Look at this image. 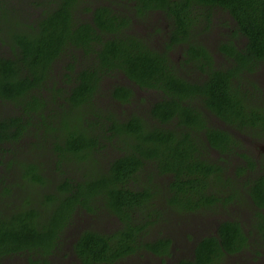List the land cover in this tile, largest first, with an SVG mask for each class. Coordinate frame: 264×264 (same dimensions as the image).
<instances>
[{
  "label": "trees",
  "instance_id": "obj_1",
  "mask_svg": "<svg viewBox=\"0 0 264 264\" xmlns=\"http://www.w3.org/2000/svg\"><path fill=\"white\" fill-rule=\"evenodd\" d=\"M13 1L0 0V151L3 157L14 154L29 132L36 133L41 137L33 147L48 146L67 175L51 188L39 163L12 161L23 188L31 183L42 190L25 193L11 211L0 206V264L18 254L31 264H52L75 213L101 207L115 214L121 227L110 233L81 231L73 243L76 264H114L143 250L170 254L171 238L147 239L162 213L155 193L130 183L151 166L168 177L165 202L179 213L241 201L235 178L206 156L208 149L244 160L237 176L246 177L243 188L256 210L249 230L238 219L221 220L214 233L196 242L192 257L177 264H220L226 255L249 248L251 239L264 247V154L254 159L234 133L212 125L207 115L264 138V99L248 88V75L264 64V0H121L129 11L86 7L89 19L78 15L83 0H32L46 7L34 23L11 8ZM217 9L236 24L233 37L219 45L229 63L225 67L198 40L197 26L203 20L208 30ZM152 13H163L170 22L161 49L131 31L132 14L144 19ZM178 46L183 50L177 64L171 53ZM186 67L198 70L201 80L185 74ZM119 74L141 90L161 94L149 108L150 120L135 113L121 118L97 107L95 96L104 81ZM110 94L121 103L134 98V90L122 84L113 85ZM107 146L118 156L105 168L88 170ZM73 167L83 168V175H71ZM257 167L262 172L254 173ZM11 191L2 181L0 196Z\"/></svg>",
  "mask_w": 264,
  "mask_h": 264
},
{
  "label": "rangeland",
  "instance_id": "obj_2",
  "mask_svg": "<svg viewBox=\"0 0 264 264\" xmlns=\"http://www.w3.org/2000/svg\"><path fill=\"white\" fill-rule=\"evenodd\" d=\"M81 9L78 15L83 19H89L90 13L84 10L86 7H96L98 5H109L117 11H129L130 6L127 2L121 0H83ZM42 3H38L32 0H14L11 3V8L17 11L21 10L24 13L26 21L28 23H34L37 18L42 15L43 9L46 7ZM13 12V10H11ZM134 19L132 30L140 36L145 37L156 48H163L164 43L168 37V31L170 22L163 13H152L144 19H137L134 15H131ZM22 18H24L22 16ZM24 18V19H25ZM205 22L202 20L197 29L201 28L198 33L199 42L203 43L208 50L215 57L216 64L219 67L228 66V60L219 51V45L233 37L236 30V24L231 15L217 9L214 12L211 25L208 30L203 29ZM182 48L178 46L172 53L173 60L178 64L182 59ZM64 62L56 66V72L61 73L63 71L62 66ZM193 80H201V74L198 70L186 67L182 69ZM249 85L248 88L256 98L264 99V64H262L254 73L248 75ZM59 80V79H57ZM115 84H122L131 87L134 90V98L130 103H121L110 94L112 86ZM254 84L256 86H254ZM47 94V92H44ZM161 94L152 90H141L133 85L127 78L119 74L111 78H107L101 90L95 96V103L101 110H111L121 118H127L131 114H140L143 117L149 118L150 106L160 99ZM9 110V107L6 108ZM4 112V107L0 103V113ZM209 122L219 128H226L230 132L234 133L239 139L242 150L251 155L254 159H260L264 154V138L252 132H241L233 129L229 125H225L220 119L213 114L207 112ZM155 123V121H152ZM41 135L29 132L25 139L18 146V150L14 154H9L3 157L5 153L0 151V179L6 184L11 186L12 191L9 195L0 196V206L5 207V211H11L15 207L14 204L20 205L25 193L33 194L37 191H41L42 187L39 185L28 184L26 189L23 188L21 181L19 180V173L17 171V165L12 161L17 159H29L39 163L43 169L44 175L49 177L51 188L55 186V183L62 179V173L67 175V168L60 170L56 165V155L47 146L44 149L33 147L34 143H37ZM119 151L114 150V147L107 146L101 151L96 153V159L93 166L107 167L108 162L118 156ZM208 158L218 160L228 168L229 176L235 178V182H232L233 186L237 189H241L242 200L237 201L227 206L222 204L211 208L203 209L196 212L179 213L174 208L168 206L165 202L167 193H164V186L168 182V177L158 176L151 166L150 169L146 168L143 172L136 177L138 182L130 183V187L133 189L140 188L142 186H150L156 195V208L159 212L162 211L156 222L148 228V240H155L160 237H169L173 241L171 252L168 255L160 256L158 254L140 251L134 253L126 258H123L114 264H177L181 258H190L193 255V250L196 242L205 235L214 233L217 225L224 219H238L240 220L244 228L249 230L253 219L256 207L253 206L252 201L248 194L244 190L243 182L246 177L237 176V166L244 165V160L238 155L225 156L219 154L213 149L205 151ZM3 157V158H2ZM71 175L82 176L84 169H77L73 167L68 171ZM262 172L260 167H257L254 173ZM253 172H248L247 175ZM2 181H0V190H2ZM229 191V188L227 189ZM6 195V193H4ZM147 211L152 209H145ZM121 227L120 219L113 214L110 210L101 207L97 208L94 212H88L85 210H79L75 213L72 223L68 226L63 235V242L59 250L51 257L52 264H76L78 258L73 251V243L78 234L85 229H92L100 232L110 233ZM259 242V241H258ZM254 239H251V245L249 248L244 249L235 254H229L224 257L220 264H264V247ZM3 264H31L28 257L24 254H18L13 256H6L1 259Z\"/></svg>",
  "mask_w": 264,
  "mask_h": 264
},
{
  "label": "flooded vegetation",
  "instance_id": "obj_3",
  "mask_svg": "<svg viewBox=\"0 0 264 264\" xmlns=\"http://www.w3.org/2000/svg\"><path fill=\"white\" fill-rule=\"evenodd\" d=\"M224 123V122H223ZM225 124V123H224ZM226 125V124H225Z\"/></svg>",
  "mask_w": 264,
  "mask_h": 264
}]
</instances>
